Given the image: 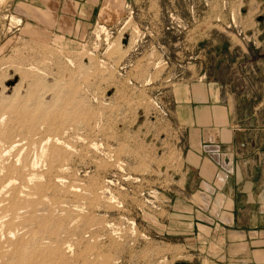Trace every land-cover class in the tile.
Listing matches in <instances>:
<instances>
[{
    "label": "rangeland",
    "instance_id": "374dc122",
    "mask_svg": "<svg viewBox=\"0 0 264 264\" xmlns=\"http://www.w3.org/2000/svg\"><path fill=\"white\" fill-rule=\"evenodd\" d=\"M22 2L0 0V264H221L167 216L169 90L231 68L242 92L264 0H130L79 37Z\"/></svg>",
    "mask_w": 264,
    "mask_h": 264
},
{
    "label": "crops",
    "instance_id": "0c3cea01",
    "mask_svg": "<svg viewBox=\"0 0 264 264\" xmlns=\"http://www.w3.org/2000/svg\"><path fill=\"white\" fill-rule=\"evenodd\" d=\"M26 1L35 10L43 7L44 19L54 15L48 29L66 37L96 23L117 26L132 7L130 0ZM232 52L210 55L215 72L218 60L230 64ZM252 53L242 92L230 79L231 68L226 80L205 68L169 90L181 161L170 168L167 216L172 230L195 235L221 264H264V49Z\"/></svg>",
    "mask_w": 264,
    "mask_h": 264
},
{
    "label": "bare ground",
    "instance_id": "6f19581e",
    "mask_svg": "<svg viewBox=\"0 0 264 264\" xmlns=\"http://www.w3.org/2000/svg\"><path fill=\"white\" fill-rule=\"evenodd\" d=\"M53 5V4H52ZM52 7V6H51ZM19 22H21V19H18ZM45 101V100H44ZM31 115V114H30ZM20 215V214H19ZM7 216V215H6ZM27 258V257H26Z\"/></svg>",
    "mask_w": 264,
    "mask_h": 264
}]
</instances>
